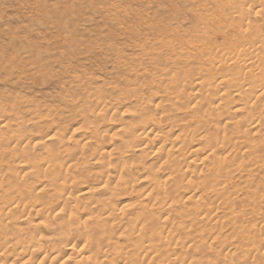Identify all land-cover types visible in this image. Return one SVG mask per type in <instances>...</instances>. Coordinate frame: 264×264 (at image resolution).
Wrapping results in <instances>:
<instances>
[{
    "label": "bare ground",
    "instance_id": "1",
    "mask_svg": "<svg viewBox=\"0 0 264 264\" xmlns=\"http://www.w3.org/2000/svg\"><path fill=\"white\" fill-rule=\"evenodd\" d=\"M203 1L214 8L199 15L185 36L170 31L169 56L150 50L142 54L145 59L127 61L115 53L118 72L109 94L102 99L94 90L76 101L82 115L92 111L91 102L103 110L90 118L91 140L81 148L90 168L83 174L69 172L73 159L64 125L52 122L47 135L31 137L24 121H0V132L17 127V134L0 136V159L6 161L0 172H8L11 183L0 185V243H10L12 230L13 264H262L264 237L244 227L243 215L264 202V0ZM121 103L127 105L118 110ZM127 113L135 117L120 124ZM99 117L110 121L120 146L104 140ZM34 169L50 178L25 185ZM93 170L95 188L89 179ZM47 185L49 196L42 194ZM135 190L141 197L134 212L112 203L119 193ZM72 209L85 216L81 225L55 222ZM225 221L237 229L231 243H212V232L195 234L204 237L196 248L205 254L211 245L218 248L214 259L174 257L177 248L191 249L192 239L168 243V232L174 238ZM23 222L30 228L18 231ZM131 222L133 243H119ZM29 231L33 235L21 238ZM76 236L84 242L76 243ZM233 242L243 243L238 256ZM66 253L75 256L72 262L66 263Z\"/></svg>",
    "mask_w": 264,
    "mask_h": 264
},
{
    "label": "rangeland",
    "instance_id": "2",
    "mask_svg": "<svg viewBox=\"0 0 264 264\" xmlns=\"http://www.w3.org/2000/svg\"><path fill=\"white\" fill-rule=\"evenodd\" d=\"M213 8L211 3L203 0H0V121L5 118L24 121L29 126L27 133L32 135L31 137L37 134L47 135V127L52 122L64 125V136L68 138L69 153L73 159L69 172L83 174L90 168L88 152L81 149L85 147L86 140H91L90 118L92 114L101 116L103 110L99 107L100 103L91 102L92 111H86L82 115L78 110L80 107L76 108V101L94 90L102 92L99 96L102 99L109 94L106 89L114 85V77L118 72L113 60L115 53L125 55L123 57H126L127 61L135 56L140 58V55L150 50H158L169 56V34L175 29L185 36L197 24V17ZM143 56L141 58L145 59ZM125 105L127 103H121L117 109L121 110ZM74 112H77L78 116H73ZM134 114H125L123 121H119L120 124L130 121L135 117ZM44 119L51 121L40 127V122ZM96 124L99 131H104V140L109 144L120 146L123 143L118 134H111L108 128L111 126L110 121H101L99 117ZM16 128L13 126L12 129H4L0 136L15 134ZM64 155L66 154L61 152L60 157L64 158ZM3 163L6 161L0 159V164ZM35 171L36 169L28 176L25 185H28V182L35 185L39 178H50L37 176ZM8 175V172H0V185H11ZM89 179L95 188L96 170H93ZM51 188V185H47L48 190L42 194L49 196L53 193ZM139 197L141 193L137 194L136 190L128 191L119 193L112 203L116 206L119 204L124 211L132 213L139 206ZM243 206L246 208V205ZM247 209L243 215L244 227L250 233L254 232V236L258 234L264 237V202L257 203V208L249 206ZM70 212L71 215H58L55 222H68L73 227L81 225L85 216L76 209ZM21 214L18 211L14 216L19 217ZM256 221L257 226L253 228L252 224ZM259 223H262L261 227ZM131 224L132 222L125 227V235L120 236L119 243H133L128 240L127 231ZM30 226L29 222H23L16 228L18 231H25ZM200 228L199 232L184 231L182 235L174 238H170L169 232L167 233L168 243H174L182 236L192 239L191 249L183 247L175 251L177 253L174 257H177L178 261L180 255L199 261L215 258L218 248L211 245L213 248L205 254L203 249L196 248L197 245H202L204 237L195 234L205 232L204 235H207L212 232V235L216 236L212 243H231L232 236L237 231L226 221L202 224ZM172 230L174 232V227ZM9 235L12 236L10 243H0V264H13V255L10 253L14 250L12 246L17 238L12 230ZM31 235L33 234L29 231L21 238ZM47 236L42 237V243L48 248L51 244ZM75 239L78 244L84 242L79 241L78 236ZM88 239L90 238L86 240ZM158 243L163 247L166 242ZM233 244L238 256L243 243ZM5 246L7 248L3 249ZM129 247L132 248L133 245ZM263 249L264 243L259 250ZM67 255L69 259L66 263L72 262L75 256L72 253L62 256ZM251 258L256 259V256ZM260 261L264 264V256ZM15 264H20V261ZM22 264H35V260Z\"/></svg>",
    "mask_w": 264,
    "mask_h": 264
}]
</instances>
